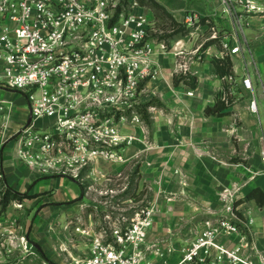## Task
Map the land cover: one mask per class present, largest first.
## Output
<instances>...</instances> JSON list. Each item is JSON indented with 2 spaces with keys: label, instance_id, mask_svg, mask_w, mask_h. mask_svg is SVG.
Wrapping results in <instances>:
<instances>
[{
  "label": "built area",
  "instance_id": "built-area-1",
  "mask_svg": "<svg viewBox=\"0 0 264 264\" xmlns=\"http://www.w3.org/2000/svg\"><path fill=\"white\" fill-rule=\"evenodd\" d=\"M220 1L237 21L235 45L222 46L236 54L247 18L263 15L264 8L254 0ZM141 8L140 0H0V87L21 93L29 106L14 136L18 160L41 175L106 182L89 187L95 198L87 219L63 226L73 246L63 249L66 264H264L247 223L236 214V193L225 189V214L203 221L196 236L177 247L170 238L150 240L156 203L141 206V189H129V176L94 172L100 163H125L124 148L135 140L110 120L116 95L135 100L142 85L160 74L156 56L168 53L165 43L149 39L150 20ZM183 24L198 29L210 20L187 14ZM179 69L187 73L185 65ZM242 85L253 91L250 77ZM249 109L258 114L255 97ZM3 112L0 102V119ZM140 118L135 113L133 121ZM261 160L264 165V149ZM4 219L0 214V264H23L35 248ZM14 252L19 254L10 260Z\"/></svg>",
  "mask_w": 264,
  "mask_h": 264
},
{
  "label": "crops",
  "instance_id": "crops-1",
  "mask_svg": "<svg viewBox=\"0 0 264 264\" xmlns=\"http://www.w3.org/2000/svg\"><path fill=\"white\" fill-rule=\"evenodd\" d=\"M156 1L182 24L187 14H196L209 19L212 26V31L209 26L202 25L194 33L199 36L200 30L208 32L204 57L194 55L201 46L196 48V37L191 39L189 36L180 41L175 39L172 51L183 52L180 59L167 54L156 56L162 76L146 81L143 92L150 91L151 95H142L144 105L151 101L159 104L148 106L154 119L148 126L127 128V133L138 137V141L126 150L127 158L131 163H138L142 181L151 183L156 203L155 221L158 217L169 219L172 233L168 238L180 247L196 236L203 221L225 214L222 201L225 189L236 193L237 199L245 197L255 187L264 190L261 160L264 149V14L247 18L240 51L229 53L234 71L231 80L230 77L220 78L212 63L214 58H222L226 53L221 45L223 40L235 45L237 21L223 12L221 1ZM254 1L264 8V0ZM141 12L152 13L143 6ZM215 29L227 30L221 41L215 39ZM181 42L183 45L180 46ZM181 65L197 77V88L173 85V76L180 71ZM244 77H250L253 91L243 87ZM168 82L172 87L170 93L165 87ZM226 84L231 85L233 105L222 116H207L206 107L215 105ZM8 91L0 87V102L4 106L0 119V189L21 194L22 198L11 197L6 204L1 202L0 214L4 220L15 223L12 230L25 234L35 248L23 264L32 263L34 258H40V264H66L68 253L63 249L70 246L73 251V246L70 245V233L63 226L76 217L87 219L95 196L87 195L84 182L67 176L41 175L18 160L17 142L13 149L14 136L24 126L29 106L22 94L11 97ZM180 91L193 95H175ZM253 97L257 99L258 114L249 109ZM145 130L154 147L147 156L153 164L151 167H147L144 160L135 161L143 152ZM62 181H69L77 190H59ZM237 207L241 219L248 225L251 239L264 254V208L255 201ZM9 222H4V227H9ZM153 228L150 240H153ZM74 239L81 237L74 235ZM80 251L87 253L88 247L81 245ZM18 254L12 253L9 259H16Z\"/></svg>",
  "mask_w": 264,
  "mask_h": 264
},
{
  "label": "rangeland",
  "instance_id": "rangeland-1",
  "mask_svg": "<svg viewBox=\"0 0 264 264\" xmlns=\"http://www.w3.org/2000/svg\"><path fill=\"white\" fill-rule=\"evenodd\" d=\"M147 17L150 20V26H149V39L151 40H159L162 41L163 43H165L166 46V50H167V55H170L172 57H174L175 59H180V57L184 56V55H180V56H174L175 53L174 51H172L173 46L176 44L175 39L178 38V40L180 41L181 39L186 38L187 36L192 37L191 39H194L196 37L197 41H196V48L198 46H201L199 49H197L194 53L195 56L199 57V56H203L204 57V53H203V48L205 43H207V39H208V32L206 30H200L198 32L199 36H194V33L198 30L197 28H188L187 26L183 25V28L188 29L187 35H172V30L170 25L168 24V26H165V20L163 19H159V17H155L153 13L150 14H146ZM209 26V30L212 31V26L211 24L208 25ZM227 30H223L221 29L220 31H217L215 29V39H217L218 41L224 37V35L226 34ZM228 34V33H227ZM190 39V38H187ZM222 40V39H221ZM220 40V41H221ZM225 40H223L221 42V45L223 44ZM183 45V42H181L180 46ZM223 47V46H222ZM173 54V55H171ZM183 72H178L175 75H179ZM189 73V72H187ZM186 74V73H185ZM174 75V76H175ZM159 78L162 76L161 74H158ZM157 76V77H158ZM173 76V78H174ZM174 85V84H173ZM143 87V85H142ZM168 89V93H170V90L172 89L171 87V83H167L165 86ZM172 92V91H171ZM8 95H10L11 97H13L14 95L18 97V95L20 96L21 93L13 91V90H9L8 91ZM172 95L173 92L171 93ZM142 95H151V92H141V95H137L136 99L133 101H128L125 99L124 95H116V100L114 105L110 106V110H112V112H110V120L112 121L113 124H115L117 126V129L123 133L124 135H129V136H133L134 137V141L133 143L130 145L132 146L135 142L138 141V137L135 135H132L130 133H127V128L128 127H132V126H138V125H150L151 121L154 119L152 114L149 112V107H145L144 106V102H143V98ZM168 95V94H167ZM175 95H188V93H182V91H180L178 94ZM26 99V98H25ZM27 101V100H26ZM125 102H128V104L126 105ZM152 106L158 105L157 101H152ZM26 108V107H25ZM144 111H146L147 113V118L145 117ZM135 113H138L140 115V123H136L133 121L134 115ZM134 122V123H133ZM144 137H145V143L143 144V152H141V155H137L136 156V160H144L146 161V166L147 167H151L153 166L152 162L150 160H148V157L150 155V152L154 149V147L152 146V144L150 143V140L147 137V130H145V132H143ZM127 146L124 148L123 151V157L124 159H126L125 163H117V162H113L110 161V164H106V163H100L94 170V172L101 174H110V177H112L113 175H122L121 177L124 176H129V189H132L133 187H140L141 189V194H140V199H143V202L139 201V204L141 206H148V202L149 200L152 201L153 197H154V191L152 190V188H150L151 183L148 182H143L142 181V175L138 174L139 170H138V163L137 162H132L131 160H129L127 158V153L126 150L130 147ZM17 145H16V141H14L13 143V149H16ZM140 157V158H139ZM245 162V161H244ZM246 165V163H244ZM118 178V176H117ZM120 180H118V184H121L123 182V180H121V178H119ZM2 179L0 178V181ZM88 182L87 180L84 181V185L86 187V192L89 191V187L94 186L97 188H100L101 185L106 184L104 179H98V180H94L93 178H89ZM110 184H112L110 182ZM143 184V185H142ZM117 185V184H116ZM88 188V189H87ZM59 190H77L76 187L74 186V184L70 183L69 181H62L60 182V186L58 187ZM5 190H1L0 189V204L1 202H3V197H4V192ZM87 194V193H86ZM93 194V193H92ZM90 193H88L87 195L90 196L92 195ZM94 196V194L92 195V197ZM95 197H93L92 199L94 200ZM139 198L136 199V201L138 202ZM1 212V210H0ZM11 213H14V211L12 210ZM130 216L135 214L134 210H131L129 212ZM35 215V211L32 213V215L30 216V220L33 219ZM160 218V219H159ZM156 219V218H155ZM171 222L168 220H166V217H158V221L154 223V228L151 234V238L154 240H161V239H165L168 238L169 236H171L172 233V229L171 227ZM20 235H25V234H20ZM32 263L29 264H40L42 262V260L39 258H34L32 260ZM30 262V261H28ZM28 264V263H27Z\"/></svg>",
  "mask_w": 264,
  "mask_h": 264
},
{
  "label": "trees",
  "instance_id": "trees-1",
  "mask_svg": "<svg viewBox=\"0 0 264 264\" xmlns=\"http://www.w3.org/2000/svg\"><path fill=\"white\" fill-rule=\"evenodd\" d=\"M140 4L141 6L148 8L154 14L155 17H159V19L165 20L166 22L164 24L165 26H168V24L170 25L173 36L179 34L187 35L188 29L183 28L182 23L176 21L172 17V15L156 0H140ZM201 22L205 24L206 19H203ZM205 47H207V45H205ZM205 47L203 48V51ZM212 63L214 64L216 73L220 78H228L234 76L233 62L231 60L229 53L226 52L222 58H214ZM173 81L175 86L184 84L191 89L197 88L198 85L197 77L191 75L190 73H186V74L181 73L179 75H175ZM230 92H231V85L226 84L224 87V91L217 96L215 105L212 107L210 106L206 107L205 114L207 116H222L226 114L224 112L233 105V101H234V98L233 96H231ZM152 103L153 102L151 101L150 103L144 106L148 107L152 105ZM145 113L147 112L144 111V114ZM145 117L147 118V114H145ZM11 197L20 199L22 198V195L18 193H14L13 191L7 189L3 197V204H6ZM250 201H255L260 208H264V190L260 187H255L251 189L245 195V197L241 199H237L235 201V206ZM236 214L238 215L239 218H241L240 212L236 211Z\"/></svg>",
  "mask_w": 264,
  "mask_h": 264
}]
</instances>
